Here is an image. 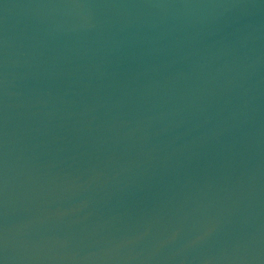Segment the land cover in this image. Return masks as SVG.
Masks as SVG:
<instances>
[{
  "label": "water",
  "instance_id": "1",
  "mask_svg": "<svg viewBox=\"0 0 264 264\" xmlns=\"http://www.w3.org/2000/svg\"><path fill=\"white\" fill-rule=\"evenodd\" d=\"M3 264H264V0H0Z\"/></svg>",
  "mask_w": 264,
  "mask_h": 264
},
{
  "label": "snow or ice",
  "instance_id": "2",
  "mask_svg": "<svg viewBox=\"0 0 264 264\" xmlns=\"http://www.w3.org/2000/svg\"><path fill=\"white\" fill-rule=\"evenodd\" d=\"M0 264H3V261H0Z\"/></svg>",
  "mask_w": 264,
  "mask_h": 264
}]
</instances>
